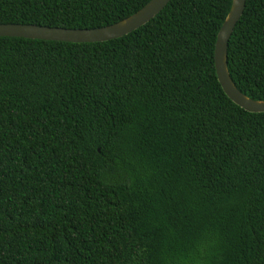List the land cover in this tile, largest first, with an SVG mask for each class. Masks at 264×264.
<instances>
[{
  "label": "trees",
  "instance_id": "obj_1",
  "mask_svg": "<svg viewBox=\"0 0 264 264\" xmlns=\"http://www.w3.org/2000/svg\"><path fill=\"white\" fill-rule=\"evenodd\" d=\"M149 0H0V25L97 29ZM231 0H169L100 43L0 37V264H264V113L221 90ZM264 101V0L226 47Z\"/></svg>",
  "mask_w": 264,
  "mask_h": 264
},
{
  "label": "water",
  "instance_id": "obj_2",
  "mask_svg": "<svg viewBox=\"0 0 264 264\" xmlns=\"http://www.w3.org/2000/svg\"><path fill=\"white\" fill-rule=\"evenodd\" d=\"M169 0H149L129 17L110 26L97 29H62L36 25H0V37L63 43H100L120 38L152 19ZM244 7V0H231L228 13L219 27L213 48V68L217 82L225 96L248 113H264V101H253L239 93L226 70V47L232 30Z\"/></svg>",
  "mask_w": 264,
  "mask_h": 264
}]
</instances>
